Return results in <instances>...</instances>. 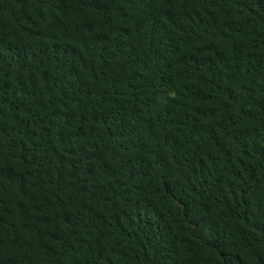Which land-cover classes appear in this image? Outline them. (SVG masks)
Masks as SVG:
<instances>
[{
	"label": "trees",
	"instance_id": "trees-1",
	"mask_svg": "<svg viewBox=\"0 0 264 264\" xmlns=\"http://www.w3.org/2000/svg\"><path fill=\"white\" fill-rule=\"evenodd\" d=\"M0 264H264V0H0Z\"/></svg>",
	"mask_w": 264,
	"mask_h": 264
}]
</instances>
